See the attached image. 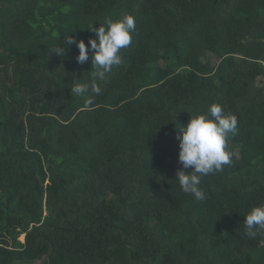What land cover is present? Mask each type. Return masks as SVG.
Masks as SVG:
<instances>
[{
    "label": "trees",
    "instance_id": "obj_1",
    "mask_svg": "<svg viewBox=\"0 0 264 264\" xmlns=\"http://www.w3.org/2000/svg\"><path fill=\"white\" fill-rule=\"evenodd\" d=\"M124 14L132 43L85 106L91 62L52 47ZM214 102L238 131L198 201L177 127ZM260 204L264 0H0V264H264Z\"/></svg>",
    "mask_w": 264,
    "mask_h": 264
},
{
    "label": "clouds",
    "instance_id": "obj_2",
    "mask_svg": "<svg viewBox=\"0 0 264 264\" xmlns=\"http://www.w3.org/2000/svg\"><path fill=\"white\" fill-rule=\"evenodd\" d=\"M88 28H92V25ZM93 30L96 36L90 37L88 44L67 33L61 44L52 47L58 55L63 56L67 46L76 44L79 50L77 61L81 64L91 62V78L84 82L75 79L70 87L71 97L75 95L84 99L85 106L91 105L93 96L101 93L100 84L107 79L113 67L122 63L121 50L131 45L136 31L135 17L124 14L117 19L106 18L103 25L100 23ZM181 125L176 126L179 129L178 159L183 169L191 168L192 171L178 170L176 181L184 193L203 201L206 193L200 187L202 178L222 171L225 165L232 163L227 140L229 135L234 136L238 131L237 118L226 114L222 105L214 102L206 113L191 115L188 123ZM244 216L243 226L247 237L255 238L259 232H264V204L253 205Z\"/></svg>",
    "mask_w": 264,
    "mask_h": 264
},
{
    "label": "rangeland",
    "instance_id": "obj_3",
    "mask_svg": "<svg viewBox=\"0 0 264 264\" xmlns=\"http://www.w3.org/2000/svg\"><path fill=\"white\" fill-rule=\"evenodd\" d=\"M19 239H20L21 241H23V240H24V234H22V235L19 237ZM32 264H40V261L37 260V261H35V262L32 263Z\"/></svg>",
    "mask_w": 264,
    "mask_h": 264
}]
</instances>
